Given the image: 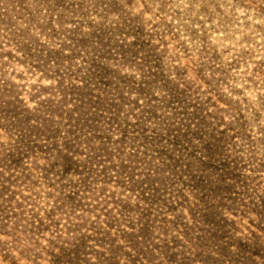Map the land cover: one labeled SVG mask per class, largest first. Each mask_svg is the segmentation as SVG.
<instances>
[{"label": "rangeland", "instance_id": "374dc122", "mask_svg": "<svg viewBox=\"0 0 264 264\" xmlns=\"http://www.w3.org/2000/svg\"><path fill=\"white\" fill-rule=\"evenodd\" d=\"M0 264H264V0H0Z\"/></svg>", "mask_w": 264, "mask_h": 264}]
</instances>
